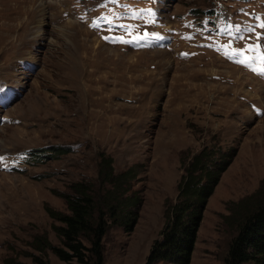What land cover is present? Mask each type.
Returning <instances> with one entry per match:
<instances>
[{"label": "rangeland", "instance_id": "374dc122", "mask_svg": "<svg viewBox=\"0 0 264 264\" xmlns=\"http://www.w3.org/2000/svg\"><path fill=\"white\" fill-rule=\"evenodd\" d=\"M108 1L0 0V83L20 91L3 110L11 122L0 126V264H80L37 250L34 238L61 246L53 230L60 223L47 210L67 211L60 194L73 183L102 196L101 153L112 158L115 173L134 168L127 194L139 200L132 232L110 223L104 264H145L192 157L203 148L216 157L234 148L203 210L190 262L223 264L237 205L264 189V85L255 71L218 58L215 37L188 59L176 56L187 51L182 42L172 51L110 45L102 37L140 38L141 23L161 21L141 11L154 13V5L168 26L180 28L177 18L185 15L206 31L226 12L241 19L264 10V0ZM243 37L245 46L253 40ZM39 148L67 150L29 162L28 150Z\"/></svg>", "mask_w": 264, "mask_h": 264}, {"label": "trees", "instance_id": "16d2710c", "mask_svg": "<svg viewBox=\"0 0 264 264\" xmlns=\"http://www.w3.org/2000/svg\"><path fill=\"white\" fill-rule=\"evenodd\" d=\"M67 149H30L27 160L38 163L51 154ZM235 149L218 157L203 148L196 153L177 184L176 201L165 208V224L149 250L145 264L168 262L190 264L203 210L221 173L229 165ZM99 177L104 193L94 195L91 187L82 182L71 185L72 191L61 193L67 211L49 209V216L58 221L53 230L61 246L53 245L46 236L34 238V247L51 250L64 262L104 264V237L110 223L123 225L124 231L134 230L139 217V200L127 194L130 181L137 176L133 167L115 173L112 158L101 153ZM237 205L235 232L229 242L223 264H264V189ZM43 264H48L45 262Z\"/></svg>", "mask_w": 264, "mask_h": 264}, {"label": "snow or ice", "instance_id": "6c2138e0", "mask_svg": "<svg viewBox=\"0 0 264 264\" xmlns=\"http://www.w3.org/2000/svg\"><path fill=\"white\" fill-rule=\"evenodd\" d=\"M111 2L112 3H115L116 0H111ZM101 6L102 7H106V5H101ZM125 7H127V5H125ZM141 11L147 12L149 16H154V13H152L151 10H141ZM102 19L106 20L108 23H111V21L108 20L107 17H103ZM257 19H260V18L257 17ZM154 22L155 21L153 20V23ZM91 26L93 28H98L99 27V24L94 21ZM120 27L127 28L129 26H127V25H120ZM228 27H229V29L234 28L236 33L241 32V25L240 24L229 25ZM256 27H259L261 29H264V23H260V24L254 26V27L253 26H249L248 28L244 29V31H246V32H248L250 34L249 35V38H251V35L254 34L255 37H256V39L258 41L264 40V34H262L260 32H256V30H255ZM109 31H111V29H109ZM229 35L230 36L232 35V32L231 31H229ZM148 36H149V33L145 32L144 37L137 38L134 41H126V40L123 39V37H107V36H105V37H102V38L105 39V40H112L113 42H117V41L118 42H121V43H131V42H135V43L139 44L140 39L147 38ZM151 36L154 37V38H157V39L159 38L158 34H155V33H152ZM187 38H191V37H187ZM236 39L243 40L244 37L243 36H237ZM260 47H262L261 44H255V45H253V44H247L244 49H240V50H235L234 49L233 51H234L235 55L240 56L245 51L252 52V51H255V50L259 49ZM182 55H185L186 56L188 54L185 53V54H182ZM229 58H231V56ZM256 59H257V57H252V61H255ZM237 62L238 63H243L244 66L251 68V63L250 62H245L244 60H238ZM252 70L253 71H257L254 68ZM257 74L258 75H264V69H261V70L257 71ZM3 159H4L3 157H0V162H2Z\"/></svg>", "mask_w": 264, "mask_h": 264}, {"label": "bare ground", "instance_id": "6f19581e", "mask_svg": "<svg viewBox=\"0 0 264 264\" xmlns=\"http://www.w3.org/2000/svg\"><path fill=\"white\" fill-rule=\"evenodd\" d=\"M100 42V41H99Z\"/></svg>", "mask_w": 264, "mask_h": 264}]
</instances>
